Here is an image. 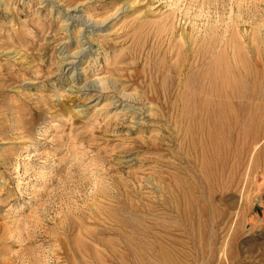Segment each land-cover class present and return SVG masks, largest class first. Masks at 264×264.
Wrapping results in <instances>:
<instances>
[{"label":"rangeland","instance_id":"obj_1","mask_svg":"<svg viewBox=\"0 0 264 264\" xmlns=\"http://www.w3.org/2000/svg\"><path fill=\"white\" fill-rule=\"evenodd\" d=\"M0 264H264V0H0Z\"/></svg>","mask_w":264,"mask_h":264},{"label":"bare ground","instance_id":"obj_2","mask_svg":"<svg viewBox=\"0 0 264 264\" xmlns=\"http://www.w3.org/2000/svg\"><path fill=\"white\" fill-rule=\"evenodd\" d=\"M84 90V89H83ZM256 146V145H255ZM255 148V147H254Z\"/></svg>","mask_w":264,"mask_h":264}]
</instances>
